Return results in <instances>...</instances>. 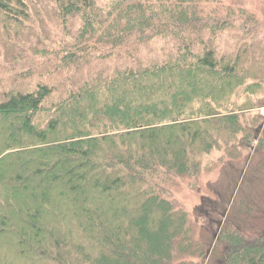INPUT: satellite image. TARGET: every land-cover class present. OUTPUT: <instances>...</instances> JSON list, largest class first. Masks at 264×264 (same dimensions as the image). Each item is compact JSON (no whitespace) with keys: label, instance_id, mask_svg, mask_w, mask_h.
Returning <instances> with one entry per match:
<instances>
[{"label":"trees","instance_id":"obj_1","mask_svg":"<svg viewBox=\"0 0 264 264\" xmlns=\"http://www.w3.org/2000/svg\"><path fill=\"white\" fill-rule=\"evenodd\" d=\"M244 1L0 0V264H264V222L203 212L211 252L175 195L225 157L264 168Z\"/></svg>","mask_w":264,"mask_h":264},{"label":"rangeland","instance_id":"obj_2","mask_svg":"<svg viewBox=\"0 0 264 264\" xmlns=\"http://www.w3.org/2000/svg\"><path fill=\"white\" fill-rule=\"evenodd\" d=\"M98 1L105 3L109 0ZM244 5L251 10L253 9L258 15L257 18L262 24L261 32L264 35V0H245ZM228 35L230 36V33L223 37L222 41L227 40L229 38ZM160 41V39H156V44ZM142 50L147 53L146 46ZM2 59L1 57L0 64L4 65V68L8 70L11 66L10 63L5 65ZM4 68L0 67V70H2L1 75L4 78L10 77L12 72L7 73ZM261 110L264 113V108ZM214 153V157L223 155V151L215 150ZM235 162L234 159L225 157L223 161L216 162L212 170L202 173L199 181L193 184V188L189 184L183 183L175 191L179 201L184 204L192 215L193 221L197 223L196 241H202L206 248H209L210 241L208 234L203 229L205 219L199 216L203 212H205L206 219L222 218L219 207L222 204L229 203L237 211L232 218L235 226L239 228L247 226L255 228L260 225V222H264V209L261 206V197L264 195V168L262 169L259 165L261 161L248 164L243 170H240L236 165L230 164H235ZM249 195H252L255 201L247 209L244 200ZM210 251L212 252L213 250ZM218 259V264H222L223 259ZM213 261V256L209 253L206 257V262L213 264ZM193 264H196V262ZM202 264H205V262Z\"/></svg>","mask_w":264,"mask_h":264}]
</instances>
